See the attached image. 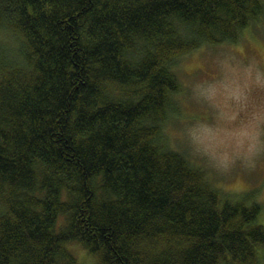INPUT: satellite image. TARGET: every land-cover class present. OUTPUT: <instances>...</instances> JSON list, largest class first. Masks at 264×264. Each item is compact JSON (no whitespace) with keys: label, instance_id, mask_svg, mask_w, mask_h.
Segmentation results:
<instances>
[{"label":"trees","instance_id":"16d2710c","mask_svg":"<svg viewBox=\"0 0 264 264\" xmlns=\"http://www.w3.org/2000/svg\"><path fill=\"white\" fill-rule=\"evenodd\" d=\"M263 0H0V264H264L231 194L163 124L175 59L236 42Z\"/></svg>","mask_w":264,"mask_h":264},{"label":"rangeland","instance_id":"374dc122","mask_svg":"<svg viewBox=\"0 0 264 264\" xmlns=\"http://www.w3.org/2000/svg\"><path fill=\"white\" fill-rule=\"evenodd\" d=\"M172 68L180 91L163 124L167 147L225 192L255 189L264 223V17L236 42L203 43ZM70 248L79 264H97L79 245Z\"/></svg>","mask_w":264,"mask_h":264}]
</instances>
